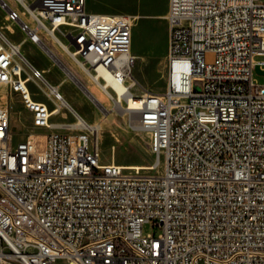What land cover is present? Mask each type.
Instances as JSON below:
<instances>
[{
	"label": "built area",
	"instance_id": "obj_1",
	"mask_svg": "<svg viewBox=\"0 0 264 264\" xmlns=\"http://www.w3.org/2000/svg\"><path fill=\"white\" fill-rule=\"evenodd\" d=\"M15 1L27 19L0 7L23 40L47 37L106 95L132 101L162 171L95 167L92 132L52 123L28 82L53 88L0 29V264H264V82L253 73L264 75V2L168 0L165 87L134 94L131 15L87 0ZM14 96L45 131L13 141ZM149 222L159 234L143 233Z\"/></svg>",
	"mask_w": 264,
	"mask_h": 264
},
{
	"label": "rangeland",
	"instance_id": "obj_2",
	"mask_svg": "<svg viewBox=\"0 0 264 264\" xmlns=\"http://www.w3.org/2000/svg\"><path fill=\"white\" fill-rule=\"evenodd\" d=\"M13 7L22 13V7L15 0H7ZM264 2V0H259ZM88 2V0H87ZM95 5H100L111 13H125L131 15L133 19L131 49L136 55V63L132 69L131 76L137 82L133 90L139 94L142 89L161 91L165 87L167 73V43L168 27L166 21L167 0H93ZM24 19L28 18L27 13L21 14ZM9 24L15 32L12 33L6 25ZM0 29L13 41L20 42L21 52L31 61L33 65L39 68H47L44 76L53 82L62 80L61 92L73 102L85 116L93 122H101L102 128L94 133H89L90 140L97 144L100 151V161L121 163H139L150 164L155 155L150 149L149 135L146 131L135 129L128 125L138 122L136 114L124 109L125 103H118L109 108L113 116H105L104 109L100 105V100L94 99L90 91L101 99V91L95 86L93 80L79 69L66 53L58 46L52 45L47 37H43L48 46L54 50L58 60H54L38 45L29 39L23 40V33L17 27V24L10 23L5 19V11L0 7ZM58 33V32H57ZM59 34V33H58ZM44 36V35H43ZM63 42L69 43L68 39L60 34ZM42 44V43H41ZM60 50V51H59ZM256 59H262L263 56H256ZM64 66L70 67L75 76H68ZM254 77L258 83L264 82L263 71L259 66L254 68ZM78 80L84 82L78 84ZM77 83V84H75ZM40 82L30 80L28 87L34 97L42 99L52 107L54 103L40 89ZM87 87V88H86ZM88 89L90 90L88 92ZM4 88L0 93L4 94ZM103 95V94H102ZM105 96V95H104ZM91 98V100H90ZM93 100V101H92ZM105 102V99H103ZM95 102V103H94ZM99 104V105H98ZM10 105V130L13 133V141L17 142L23 139L31 131H45L43 128H32L30 115L24 110L21 102L14 96L9 99ZM111 106V105H107ZM115 111L119 112L116 113ZM67 116L58 114L50 117L52 122H70L75 120V116L69 110H66ZM123 113V115H121ZM111 118V123L110 119ZM113 120V121H112ZM66 128V127H65ZM74 130H80L74 127ZM160 164L153 168H143L139 171L131 170L137 174H156L162 171V157ZM127 171V170H125ZM160 227L151 222L143 225V233L159 234ZM5 264H21L12 260Z\"/></svg>",
	"mask_w": 264,
	"mask_h": 264
},
{
	"label": "bare ground",
	"instance_id": "obj_3",
	"mask_svg": "<svg viewBox=\"0 0 264 264\" xmlns=\"http://www.w3.org/2000/svg\"><path fill=\"white\" fill-rule=\"evenodd\" d=\"M7 26H10L9 24H7ZM54 35H58L56 32H53ZM69 43H65L64 42V47H71V40H68ZM41 48L42 49H49V46L47 45V43L42 40L41 41ZM21 44V43H20ZM53 51V55L59 60L60 58L58 57L57 53ZM60 51V50H59ZM75 65L78 67V64L75 63ZM66 68H64L66 74L68 76H75V72L68 66H64ZM42 71L44 73H46L48 70L47 68H41ZM88 77H90L93 80V83L95 84V86L101 91V99L95 95L93 92H91L88 89V92L90 91V95L92 94V96H94V99H98V102L100 100V105L102 106V109H104L106 112H104V115L107 117H111L113 116V112L109 111V108L112 107L113 105H117L118 103H122L123 104V96H114V95H106L104 92L108 91L111 94V91L109 89L105 90L103 87V82L100 79L95 80L94 76L89 73H86ZM16 80L17 81H24V72H16ZM48 80V87L51 89L53 88L54 90H56V92L59 94L58 96L56 95V92L51 89V90H46L45 89V93L47 95V97H49L51 99V101L54 103V105L51 107V117H54L55 115L61 114L63 115V117H66L68 114L66 112V110H69L70 112L73 113V115L75 116V120L70 121V122H61L59 121H54L52 122L55 125H58L60 123H68V125H70L71 127H81V128H88L90 130V132L94 133L102 128V124L101 122H93L91 121L87 116H85L77 107H75V105L73 104V102L71 100H69V98L66 97L65 94H63L61 92V81L58 82H53ZM84 84V82H82L81 80H78V84ZM77 84V83H75ZM130 84L133 87H136L138 84L137 82L132 78ZM136 85V86H135ZM87 88V87H86ZM132 93L137 94L134 90H132ZM103 94V95H102ZM105 95V96H104ZM59 97V98H58ZM103 99H105V102L103 101ZM91 100V98H90ZM126 101V99H124ZM93 101V100H92ZM95 103V102H94ZM127 103V101H126ZM132 101L128 102V106H125L124 109H128L129 105H131ZM99 105V104H98ZM107 105H111V106H107ZM116 113H119L117 111H115ZM121 115H123V113H121ZM110 123H111V118H109ZM113 121V120H112ZM128 125L132 128L135 129H140V126L138 124V122H134L129 123ZM112 159L114 160V157H112ZM156 160V156L154 158V160L150 163V164H144L142 162L139 163H121L118 164V166H123L124 169H126L127 171L131 172V170H137L139 171L140 169L143 168H153L154 166V162ZM95 167H108V162H101L100 158H95Z\"/></svg>",
	"mask_w": 264,
	"mask_h": 264
},
{
	"label": "crops",
	"instance_id": "obj_4",
	"mask_svg": "<svg viewBox=\"0 0 264 264\" xmlns=\"http://www.w3.org/2000/svg\"><path fill=\"white\" fill-rule=\"evenodd\" d=\"M93 2V0H88V2H87V8L89 9V10H91V11H97V12H105V13H111V12H108L107 10H106V8H104L103 6H102V4H101V6L100 5H95L94 3H92ZM167 3H168V0H167ZM168 7V6H167ZM39 68V67H38ZM41 69V68H40ZM38 99V98H37ZM40 100H42V99H40ZM47 105H48V103H47Z\"/></svg>",
	"mask_w": 264,
	"mask_h": 264
}]
</instances>
